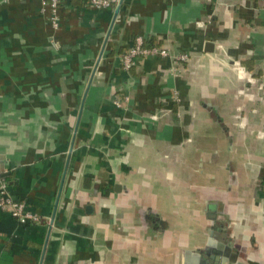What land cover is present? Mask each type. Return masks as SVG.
Wrapping results in <instances>:
<instances>
[{
    "label": "crops",
    "instance_id": "1",
    "mask_svg": "<svg viewBox=\"0 0 264 264\" xmlns=\"http://www.w3.org/2000/svg\"><path fill=\"white\" fill-rule=\"evenodd\" d=\"M0 0V264H264V0ZM144 44L170 59L122 54ZM114 100H118L117 106Z\"/></svg>",
    "mask_w": 264,
    "mask_h": 264
},
{
    "label": "built area",
    "instance_id": "2",
    "mask_svg": "<svg viewBox=\"0 0 264 264\" xmlns=\"http://www.w3.org/2000/svg\"><path fill=\"white\" fill-rule=\"evenodd\" d=\"M62 0H50L51 7V22L53 27H57L58 17L56 9ZM120 0H88V4L95 9H106L117 5ZM147 56H161L170 59L171 72H177L182 62L187 60V54L172 53L167 48L156 46H146L141 36H136L130 47L122 54L121 65L124 70L130 69L137 57ZM114 103L119 106L120 102L114 100ZM0 209H6L9 213L21 223L29 221L38 222L39 216L35 213L28 211L24 204L16 199L8 189V181L4 174L0 172Z\"/></svg>",
    "mask_w": 264,
    "mask_h": 264
},
{
    "label": "trees",
    "instance_id": "3",
    "mask_svg": "<svg viewBox=\"0 0 264 264\" xmlns=\"http://www.w3.org/2000/svg\"><path fill=\"white\" fill-rule=\"evenodd\" d=\"M145 45H146V46H151V45H147L146 43H145ZM7 181H8V180H7Z\"/></svg>",
    "mask_w": 264,
    "mask_h": 264
},
{
    "label": "rangeland",
    "instance_id": "4",
    "mask_svg": "<svg viewBox=\"0 0 264 264\" xmlns=\"http://www.w3.org/2000/svg\"><path fill=\"white\" fill-rule=\"evenodd\" d=\"M181 67V66H180ZM180 67H179V69H180Z\"/></svg>",
    "mask_w": 264,
    "mask_h": 264
}]
</instances>
